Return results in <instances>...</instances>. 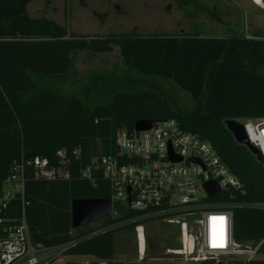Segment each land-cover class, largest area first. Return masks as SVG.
Returning <instances> with one entry per match:
<instances>
[{
	"label": "trees",
	"instance_id": "16d2710c",
	"mask_svg": "<svg viewBox=\"0 0 264 264\" xmlns=\"http://www.w3.org/2000/svg\"><path fill=\"white\" fill-rule=\"evenodd\" d=\"M33 1L0 0V196L16 164L40 158L68 171L67 178H38L26 165L24 211L33 242L68 245L64 254L71 258L95 255L109 264H126L114 257L116 234L145 223L137 219L140 211L107 216L100 226L79 232L72 226L71 202L112 198L100 168L93 166L91 177L83 172L96 158L118 156L119 131L132 132L139 120L174 119L185 132L211 143L239 179L243 192H221L213 199L233 203L235 241H263L264 256V209L240 205L264 202V165L225 125L230 119L264 118V40L231 29L223 37L198 31L82 34L48 15L32 17L28 5ZM115 47L125 69L91 70L83 85L70 90L80 82L78 53L102 55ZM147 79L179 87L193 105L143 83ZM7 212L19 217L21 200L11 202ZM171 244L178 246L175 240ZM162 257L148 238L146 258Z\"/></svg>",
	"mask_w": 264,
	"mask_h": 264
},
{
	"label": "built area",
	"instance_id": "2783aa9c",
	"mask_svg": "<svg viewBox=\"0 0 264 264\" xmlns=\"http://www.w3.org/2000/svg\"><path fill=\"white\" fill-rule=\"evenodd\" d=\"M237 121L264 160V118ZM117 148L118 156L96 158L83 172L84 176L91 177L94 166L106 176L112 189L109 216L119 218L125 211L137 210L140 221L161 218L179 227L178 236L172 239L178 246L166 247L162 258L149 260L144 224H138L135 227L138 261L258 264L257 260L264 259L260 252L263 241L257 244L235 241L230 209L233 203L213 199L221 192H243V186L211 143L185 132L174 119H168L156 122L147 131H119ZM171 157L181 160L173 161ZM26 165L34 167L38 178L68 177L67 170L50 167L47 159L35 158L13 167L0 196V264H68L69 261L109 264L108 259L95 255L66 256L68 245L45 247L33 242L24 211ZM207 182L219 186L213 196L204 189ZM17 198L22 202V213L16 218L7 209ZM240 205L264 209V202ZM185 216L199 217L177 220Z\"/></svg>",
	"mask_w": 264,
	"mask_h": 264
},
{
	"label": "rangeland",
	"instance_id": "374dc122",
	"mask_svg": "<svg viewBox=\"0 0 264 264\" xmlns=\"http://www.w3.org/2000/svg\"><path fill=\"white\" fill-rule=\"evenodd\" d=\"M181 5L179 0H35L28 5L29 14L32 17L48 15L61 25H66L71 31L89 34L104 35L113 32H126L135 30L138 33H178L200 32L203 36H226L231 33L228 28H216L217 22L214 16L207 12L209 4L219 3L225 13L229 14L230 22L226 26H235L233 33L246 38L264 40V11H259L258 18L253 22H246L245 13L240 6H236L232 0H189ZM223 18L226 14L221 15ZM119 67L125 69L124 62L117 47L108 54L78 53L76 55L75 68L79 71L80 82L71 87L75 91L83 85V79L91 70H111ZM145 84L155 89L170 92L174 98L186 107H191L193 101L189 95L180 92L179 87L162 80L147 79ZM106 222L100 219L86 224L78 229L86 232ZM144 230L146 238L153 240L157 248L162 252L166 247H176L171 244L172 239L179 234L176 224H167L161 218L146 220ZM136 228L132 231H120L116 234L115 260L124 262L138 261ZM131 236V238H130ZM137 250V251H136Z\"/></svg>",
	"mask_w": 264,
	"mask_h": 264
},
{
	"label": "water",
	"instance_id": "95a60500",
	"mask_svg": "<svg viewBox=\"0 0 264 264\" xmlns=\"http://www.w3.org/2000/svg\"><path fill=\"white\" fill-rule=\"evenodd\" d=\"M156 120H139L135 123L134 129L136 131H147L151 129ZM227 129L233 134L235 140L246 146L257 158L259 162L264 164V160L260 151L254 147L248 140L243 125L237 120L230 119L225 121ZM173 161H180L181 158L171 157ZM204 189L210 196H213L219 191V186L215 182H207L204 184ZM72 226L73 228H80L91 222L100 220L109 216L112 213L111 199L98 198H84L73 199L71 202ZM199 216H185L177 218V220H191ZM126 264H198V263H183V262H169V261H134Z\"/></svg>",
	"mask_w": 264,
	"mask_h": 264
},
{
	"label": "crops",
	"instance_id": "0c3cea01",
	"mask_svg": "<svg viewBox=\"0 0 264 264\" xmlns=\"http://www.w3.org/2000/svg\"><path fill=\"white\" fill-rule=\"evenodd\" d=\"M233 3L237 6H240V8L243 9L245 13H248V17L245 18L246 22L250 23L255 21L258 16L256 14L259 13V11H264V0L262 1L263 6H260L255 0H232ZM209 7H207V12H211V14H217V16H214L217 22L216 28L222 27V28H228V29H234L235 26L228 27L225 25V23L230 22V19H234L229 16V14L225 13V11L221 8L220 4L217 2L215 4H209ZM209 12V13H210ZM223 14H226L224 18L221 16Z\"/></svg>",
	"mask_w": 264,
	"mask_h": 264
},
{
	"label": "bare ground",
	"instance_id": "6f19581e",
	"mask_svg": "<svg viewBox=\"0 0 264 264\" xmlns=\"http://www.w3.org/2000/svg\"><path fill=\"white\" fill-rule=\"evenodd\" d=\"M256 2H258L260 5L262 4L261 0H255Z\"/></svg>",
	"mask_w": 264,
	"mask_h": 264
}]
</instances>
